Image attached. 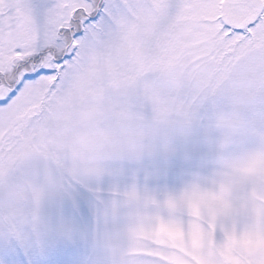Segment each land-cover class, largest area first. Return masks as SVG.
I'll return each instance as SVG.
<instances>
[{
    "label": "snow or ice",
    "instance_id": "1",
    "mask_svg": "<svg viewBox=\"0 0 264 264\" xmlns=\"http://www.w3.org/2000/svg\"><path fill=\"white\" fill-rule=\"evenodd\" d=\"M0 264H264V0H0Z\"/></svg>",
    "mask_w": 264,
    "mask_h": 264
}]
</instances>
